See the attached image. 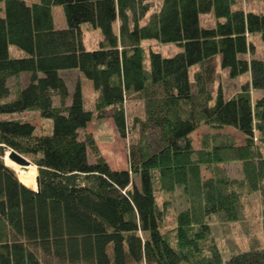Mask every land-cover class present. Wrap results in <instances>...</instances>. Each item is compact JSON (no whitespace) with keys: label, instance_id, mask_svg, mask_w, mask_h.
Masks as SVG:
<instances>
[{"label":"trees","instance_id":"16d2710c","mask_svg":"<svg viewBox=\"0 0 264 264\" xmlns=\"http://www.w3.org/2000/svg\"><path fill=\"white\" fill-rule=\"evenodd\" d=\"M240 1L0 0V264H220L205 219H238L241 195L251 191L260 196L264 241V0H244L257 9ZM54 4L64 27L53 24ZM200 14L213 23L202 25ZM81 25L98 29L95 47L84 48ZM144 40L180 48L162 56ZM11 45L22 54H10ZM212 57L228 77L245 76L231 94L206 87ZM68 68L89 81L92 108L82 104L80 82L65 102L58 70ZM130 95L141 99L144 117L127 168L112 169L90 133L79 131L107 109L124 137L122 101ZM25 110L49 118L47 132L10 116ZM199 123L229 126L241 138L215 130L192 148L189 132ZM5 148L34 166L36 191L6 164ZM230 161L239 164V178L217 165ZM173 188L186 204L166 226V201L155 197ZM263 260L254 243L229 253L226 263Z\"/></svg>","mask_w":264,"mask_h":264},{"label":"rangeland","instance_id":"374dc122","mask_svg":"<svg viewBox=\"0 0 264 264\" xmlns=\"http://www.w3.org/2000/svg\"><path fill=\"white\" fill-rule=\"evenodd\" d=\"M242 8H258L255 2H247L240 1ZM157 4L153 2L146 11L147 13L143 16V18L139 21L140 23L145 20L147 15L156 9ZM51 16L53 17V24L55 27H64V17L61 12V6L54 4L50 8ZM199 21L202 25H211L213 23V19L209 14H200ZM83 24V23H82ZM116 22H114V26ZM82 26V42L83 46L86 49L93 48L96 45L97 40L99 39V31L97 28H90L89 25H81ZM254 41V55H260L262 53L261 46L257 40ZM140 44L145 47H150L153 50H158L162 56L170 55L180 48L179 46L167 42H159L157 40H144L141 41ZM10 54L12 55H21V51L17 50L13 45L8 47ZM216 58L212 57L208 60L209 65L213 66L212 80L207 83L206 87L210 91V93H214L216 88H220L224 94H231L238 88V84L245 78L244 75L237 76L235 78H230L226 75L225 70L219 68V64H217ZM195 68L191 67L190 72ZM59 75L63 78L64 82L67 86L68 96L65 99V102L68 103L70 92L76 82L81 83V93L83 95L82 104L85 107L92 108V100L94 97V92H92L90 88V83L81 75H78V71L74 68L59 69ZM26 77V73H21L20 80L24 81ZM82 78V79H81ZM252 99L255 96L252 92L250 93ZM56 98L54 102H56ZM123 102V110L126 116V131L124 132V137H121L117 134L114 125L112 124L111 118L108 114V110H104V116L101 118L92 117L90 119L84 129L79 131V136L82 135L83 132L90 133L91 137L94 138L96 147L98 148L99 153L102 158L106 160L108 166L112 169H124L127 168V149L128 145L135 142L138 139V121L143 119V105L141 99L137 95L125 96ZM7 116V114H3ZM2 115V116H3ZM11 117H18L23 120H27L29 123L33 125L36 132H47L49 128V118L46 120L39 117L36 111L33 110H25L24 112H14L10 115ZM215 130L220 132H228L234 138V140L238 141L240 139L239 132L235 131L229 126L213 129L209 128L206 123H199L191 132H189L190 144L192 148H197L200 146V138L204 133L207 132H215ZM148 136L152 133V130L149 128L146 130ZM88 159L92 160L91 154L88 155ZM217 165L223 166L227 173L231 177L239 178V164L237 162H228V163H218ZM31 168H34L33 165H29ZM14 169V168H13ZM29 172V171H28ZM18 175V174H17ZM201 175L206 177L209 175L208 169L201 168ZM132 180L134 183H137V179L135 175H132ZM30 186V185H29ZM30 187H33L32 185ZM156 201L159 203L163 202L161 200L165 199L166 207H167V216L164 219L166 226H170L173 220L174 214L177 210L185 207L186 200H184V195L179 188H173V191L167 192H158L156 193ZM241 211L238 219L230 222L218 221L217 217L214 214L208 215L205 219L209 225V232L213 238L214 243L216 244L219 254L221 255L220 264H227L226 258L229 253L233 251H243V249H247L250 245H254V243L264 252V241L261 238V230L260 229V212H261V202L258 191H251L250 193H243L241 195ZM145 264V263H143ZM264 264V260H263Z\"/></svg>","mask_w":264,"mask_h":264},{"label":"bare ground","instance_id":"6f19581e","mask_svg":"<svg viewBox=\"0 0 264 264\" xmlns=\"http://www.w3.org/2000/svg\"><path fill=\"white\" fill-rule=\"evenodd\" d=\"M5 162L7 165H9L12 169L14 168L18 174L19 180H21L24 184L27 186H33L34 187V175L35 173V168H31L29 165L27 166V170H22L18 164L12 163L6 155H4ZM29 171V172H28Z\"/></svg>","mask_w":264,"mask_h":264},{"label":"water","instance_id":"95a60500","mask_svg":"<svg viewBox=\"0 0 264 264\" xmlns=\"http://www.w3.org/2000/svg\"><path fill=\"white\" fill-rule=\"evenodd\" d=\"M5 155L6 157L15 164H18L19 167L22 170H27V166L30 164V162L28 161V159H25L23 156H21L19 153L11 150L10 148H5L4 149ZM34 187H31L32 190L36 191L37 190V178H36V174L34 175Z\"/></svg>","mask_w":264,"mask_h":264}]
</instances>
